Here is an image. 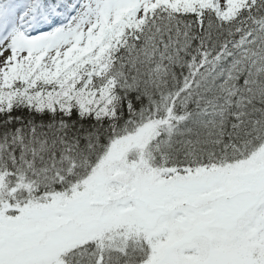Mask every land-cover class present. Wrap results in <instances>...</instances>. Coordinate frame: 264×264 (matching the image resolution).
I'll use <instances>...</instances> for the list:
<instances>
[{
	"label": "snow or ice",
	"instance_id": "snow-or-ice-1",
	"mask_svg": "<svg viewBox=\"0 0 264 264\" xmlns=\"http://www.w3.org/2000/svg\"><path fill=\"white\" fill-rule=\"evenodd\" d=\"M0 264H264V0H0Z\"/></svg>",
	"mask_w": 264,
	"mask_h": 264
}]
</instances>
